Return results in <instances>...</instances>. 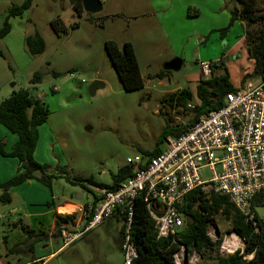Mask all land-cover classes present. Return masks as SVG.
<instances>
[{"label":"rangeland","instance_id":"374dc122","mask_svg":"<svg viewBox=\"0 0 264 264\" xmlns=\"http://www.w3.org/2000/svg\"><path fill=\"white\" fill-rule=\"evenodd\" d=\"M25 1L0 0V26L8 11ZM100 1L102 11L79 14L71 0H33L31 8L23 15L10 19L12 30L0 40V103L13 92L30 90L49 110L47 123L39 129L36 160L50 166L56 174V168L66 167L72 181L77 177H93L98 182L111 184L113 175L128 166V158L134 159L143 156L145 150H153L166 129L180 128L193 117V113L179 107L172 96L183 88L196 93L197 85L204 79L200 62L228 56L229 80L238 86L245 74L253 73L254 61L248 57L247 32L241 24H235L225 35L219 31L206 32L209 27L228 25L220 8L231 0ZM257 8L264 11V0H257ZM200 10L202 14L192 19L193 13ZM57 19L67 27V33L57 34L53 30L51 22ZM74 24H78L75 29ZM37 32L45 40L46 50L32 56L26 38ZM109 40L120 46L125 42L134 44L144 88L132 92L124 90L105 49ZM198 40L204 42L199 45ZM174 59L182 60L180 70H166L165 65ZM161 71H165L164 78H155ZM37 72L43 76L34 88L30 80ZM224 73L225 70L218 69L215 75ZM95 81H101L104 87L92 95L89 88ZM248 82L262 83L255 77ZM198 104L199 100L194 97L189 107ZM5 131L0 124V140L5 150H9L3 135ZM7 135L15 137L9 132ZM165 146L162 140L160 149ZM17 168L16 159L0 157V181L13 177ZM33 185L24 182L14 187L10 191L12 201L0 202V253L4 236L8 235L12 242L23 237L20 225L15 226V222L22 219L24 224H32L33 221L25 217L30 213L29 208L43 207L51 200L85 204L92 199L88 191L64 178L53 181L52 193L35 180ZM79 193L83 195L81 201L75 199ZM48 196L47 202L39 203ZM258 213L264 216V208H259ZM121 226L115 219L105 221L63 248L47 264H123ZM208 232L213 241L220 242L222 256L244 249L242 240L237 242L233 252L223 247L226 239L234 234L227 217H216ZM48 243H38L34 256L48 258L59 248L56 245L48 251L49 247H45ZM31 255L25 253L20 258L29 260ZM197 258L195 264H207L199 254Z\"/></svg>","mask_w":264,"mask_h":264},{"label":"trees","instance_id":"16d2710c","mask_svg":"<svg viewBox=\"0 0 264 264\" xmlns=\"http://www.w3.org/2000/svg\"><path fill=\"white\" fill-rule=\"evenodd\" d=\"M240 6L234 8L231 12V20L226 28L219 32L225 35L237 21H241L247 32V51L250 59L254 61V71L252 74H246L241 81V86L245 85L251 77L259 78L264 83V11L257 8V0H235ZM33 0H26L19 6H13L6 16L5 22L0 26V40L4 39L12 30L10 19L21 16L30 9ZM73 8L79 14L84 11L82 0H76ZM53 30L57 34L67 33V27L57 19L51 22ZM78 24L72 26L77 28ZM26 45L32 56L43 54L46 50V42L37 32L26 38ZM105 49L114 69L122 83L125 91L132 92L145 87V80L141 74L139 60L134 45L131 42H125L120 46L117 42L109 40L105 43ZM0 55H2L0 53ZM225 70L224 74L215 75L216 70ZM58 76L57 73H54ZM42 73L37 72L30 80L34 88L41 83ZM165 71L156 74L155 78L163 79ZM233 84L229 80V75L223 60L219 67L213 66L211 78L201 79L197 85L196 95L192 90L183 88L174 93L172 99L175 103L193 113L190 121L180 128H168L160 136L159 142L153 150L143 151V156L151 159L159 155L163 150L159 143L166 140L169 136H179L186 132L197 119L209 113L211 110L221 108L224 105L226 94L235 91ZM197 97L199 104L190 108L189 105ZM48 108L36 97L30 90H21L13 94L0 103V124L12 135L17 137L15 145L10 151L5 150L0 140V156L3 158H14L19 162L17 173L10 179L0 182V190H3L0 196L1 203H10L12 197L10 191L14 187L22 185L27 180H35L52 193L53 181L56 178H64L67 182L80 185L84 190L93 194L91 187L114 188L122 181L132 176V167L125 166L113 175L112 183L106 184L96 181L93 177H77L72 181L67 176L66 167H58L52 173L50 166L40 164L35 159V151L39 142V129L48 121ZM143 168V166L141 167ZM40 170L42 177L37 178L34 172ZM48 202L47 206H52ZM260 206L259 202L255 203ZM87 206V203L84 207ZM132 218V239L136 245L138 258L133 264H177L175 254L180 246L184 245L187 253L196 252L206 260L207 264H264V220L255 217L253 220L246 218L231 202L229 197L218 194L212 195L210 199L205 198L201 188L190 191L186 196L185 204L180 208L184 217V226L180 233L179 244H173L169 239H158L155 230V223L150 217L143 195H140L134 205ZM218 216H224L230 219L232 232L237 234L244 243V249H238L234 254L222 256L219 253V241H213L209 236V228ZM73 215H60L54 224L51 238L61 239V225L68 219L75 218ZM112 219L122 224L120 234V249L122 245V236L124 223L120 217L114 216ZM26 239L8 249V255L31 253L33 261L35 247L49 239L45 233H36L27 227L20 225ZM0 255V264L1 262ZM38 264V263H35Z\"/></svg>","mask_w":264,"mask_h":264},{"label":"built area","instance_id":"2783aa9c","mask_svg":"<svg viewBox=\"0 0 264 264\" xmlns=\"http://www.w3.org/2000/svg\"><path fill=\"white\" fill-rule=\"evenodd\" d=\"M222 62L223 59L200 62L204 80L211 78L213 66L219 67ZM165 143V149L151 159L128 158L132 176L118 186L93 189L92 199L80 215L62 223V248L118 215L125 225L123 264H133L138 252L131 226L135 201L140 195L155 223L157 238L169 239L173 244H179L184 226L180 208L187 194L196 188H201L207 199L214 194L227 196L246 218L264 220L258 213L259 208H264L263 82H247L226 94L221 108L201 115L186 132L169 136ZM228 240L241 242L235 233ZM225 242L223 247H227ZM197 256L196 252L187 253L181 245L174 257L177 264H195Z\"/></svg>","mask_w":264,"mask_h":264},{"label":"crops","instance_id":"0c3cea01","mask_svg":"<svg viewBox=\"0 0 264 264\" xmlns=\"http://www.w3.org/2000/svg\"><path fill=\"white\" fill-rule=\"evenodd\" d=\"M238 7L237 3L235 0H231V1H228V3H225V5L223 7L220 8V11H221V15L222 17L224 18V20L228 21L230 23V20H231V12L234 8ZM202 14V11L200 10L199 12H194L193 13V16H191L192 19H195L197 18L198 16H200ZM228 23V25H229ZM235 24H241V26H243L244 28L245 25L241 22V21H237ZM227 25V26H228ZM226 26V27H227ZM225 27V28H226ZM233 28V27H232ZM231 28V29H232ZM221 29L223 28H211L209 27L207 31L209 32H214V31H220ZM230 29V30H231ZM229 30V31H230ZM245 30V29H244ZM228 31V32H229ZM226 34V33H225ZM204 41L203 40H198V44L201 45ZM132 43V42H131ZM133 44V43H132ZM134 45V44H133ZM135 47V46H134ZM136 50V48H135ZM224 55V54H223ZM249 57V56H248ZM220 59H223L224 62H225V67L227 68V62H228V59L229 57L224 55L222 56ZM218 60V59H217ZM207 61V60H205ZM249 74V73H247ZM246 75V74H245ZM244 75V76H245ZM242 81V80H241ZM241 81H240V84L238 86L236 85H233L234 88H238L241 86ZM6 130V129H5ZM6 133H3V135L5 136V138L7 139L6 140V144L8 145L9 150L7 151H10L12 149V147L15 145L16 141H17V137H13V138H10L8 135H7V130L5 131ZM14 136V135H13ZM1 157V156H0ZM3 158V157H2ZM36 159V158H35ZM18 162V160H17ZM18 168H19V162H18ZM17 168V170H18ZM12 178V177H11ZM10 179V178H9ZM1 182V181H0ZM27 184H30L31 186H34L33 185V182L34 180H27L26 181ZM37 182V181H35ZM39 183V182H38ZM41 184V183H40ZM44 186V185H43ZM45 187V186H44ZM47 188V187H46ZM48 189V188H47ZM3 193V190H0V196L2 195ZM77 195H82L81 193L77 194ZM76 195V196H77ZM49 199V196L48 198L46 197L45 200H40V204L43 203V202H47ZM76 199V197H75ZM83 199V195H82V198L80 200H77V201H81ZM29 202V201H28ZM50 202H52V206H47V203L44 204L43 207H37V208H29V212L30 213H27L25 215V217L28 219V220H32V224H24L23 220L20 219L18 220L17 222L14 223L15 226H18V225H23L25 227H27L29 230L31 231H35L36 233H45L47 235H49V239L43 241V242H49L47 245H45V247H49L48 248V251H50L51 249H54V247H56V245L59 246V248L50 253L48 258L47 256H38L36 258L35 261H33V255L30 256V259L29 260H23L22 258H20V256H22V254H12V255H8V249L11 248L13 245L15 244H18V243H21L23 242L25 239H26V236L25 234H23V237H21L20 239L12 242L10 241L8 238V235L4 236V239L1 243V247H2V253H0L1 257L2 255H5L6 258H1V262L2 264H35V263H38V264H47V261L52 258L53 256H55L57 253H59L63 248H62V241L61 239H58L57 241L52 239L51 238V234L53 233V229H54V224H55V221L56 219L60 216V215H68L70 213H61L59 211V208L60 207H63V206H75V210L74 212L72 213H75L77 216L80 215L84 205L83 203H79V202H76V201H73V200H65L63 203H56L54 200H51ZM10 229V227L8 228V230ZM50 246H53V248H51ZM25 254V253H24ZM26 254H30V253H26ZM5 262V263H4Z\"/></svg>","mask_w":264,"mask_h":264},{"label":"water","instance_id":"95a60500","mask_svg":"<svg viewBox=\"0 0 264 264\" xmlns=\"http://www.w3.org/2000/svg\"><path fill=\"white\" fill-rule=\"evenodd\" d=\"M76 0H71V2L74 4ZM84 11L87 13L95 14L103 9V4L100 0H82ZM182 65V60L180 59H174L170 62H168L165 65V69L168 71H178L180 70ZM104 87V83L101 81H95L89 88L90 93L94 95L98 88ZM34 176L37 178L42 177V172L40 170H37L34 172ZM82 198V195H77L76 199L80 200Z\"/></svg>","mask_w":264,"mask_h":264},{"label":"bare ground","instance_id":"6f19581e","mask_svg":"<svg viewBox=\"0 0 264 264\" xmlns=\"http://www.w3.org/2000/svg\"><path fill=\"white\" fill-rule=\"evenodd\" d=\"M74 210H75V206H63V207H60V208H59V211H60L61 213H71V212H74ZM233 241H236V236H233ZM241 244H242V243H241ZM224 245L227 246V248H228V250H229L230 252H232L233 249H234L235 247H237V242H230V240H228V241L225 242ZM239 246H240V245H239Z\"/></svg>","mask_w":264,"mask_h":264},{"label":"flooded vegetation","instance_id":"af4514ba","mask_svg":"<svg viewBox=\"0 0 264 264\" xmlns=\"http://www.w3.org/2000/svg\"><path fill=\"white\" fill-rule=\"evenodd\" d=\"M76 2V1H75Z\"/></svg>","mask_w":264,"mask_h":264}]
</instances>
